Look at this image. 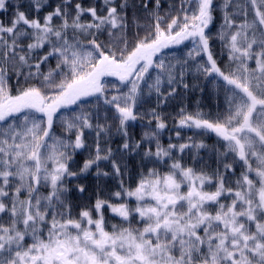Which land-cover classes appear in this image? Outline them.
I'll return each mask as SVG.
<instances>
[{
    "label": "snow or ice",
    "instance_id": "obj_1",
    "mask_svg": "<svg viewBox=\"0 0 264 264\" xmlns=\"http://www.w3.org/2000/svg\"><path fill=\"white\" fill-rule=\"evenodd\" d=\"M151 2L141 0L139 6L154 17V25L143 36L137 32L131 46L125 35L129 0L119 5L103 0L99 12L74 0L54 7L48 0H31L37 15L30 17L17 3L8 23L0 19V264H264V0H222L219 6L223 22L215 38L228 48L229 60L238 62L235 70L221 68L212 52L214 37L206 30L214 20V0H181L170 22L156 11L161 0H154L156 10L149 8ZM46 5L50 10L41 19ZM10 6V0H0V14ZM237 16L243 19L237 22ZM133 24L139 27L138 18ZM104 31L108 42L98 39ZM185 41L193 46L188 58L201 57L197 73L218 77L226 93L227 110L215 118L181 109L179 119L180 127L214 133L223 141L211 169L182 162L186 150L198 154L206 147L192 137L167 147L158 131L135 143L127 139L128 122L137 119L141 83L150 70L166 74L170 85L176 82L175 65L157 57ZM51 59L55 68L44 72L42 65ZM248 60H255V68ZM160 74L149 92L161 94ZM13 76L24 82L15 92ZM105 77L128 88L104 99L115 110L117 131L126 137L119 158L101 146L107 124H94L91 113L58 116L87 98L105 96ZM150 115L157 130L166 128L155 109ZM58 119L63 135L55 131ZM85 129L95 131L94 152L77 172L71 162L87 147ZM141 151L147 164L135 187H125L121 179L120 190L112 194L115 202L98 197L74 213L71 178L93 167L97 176L109 175L99 168L102 160L123 177L124 156ZM77 191L85 188L77 185ZM105 210L119 217L110 228Z\"/></svg>",
    "mask_w": 264,
    "mask_h": 264
},
{
    "label": "trees",
    "instance_id": "obj_2",
    "mask_svg": "<svg viewBox=\"0 0 264 264\" xmlns=\"http://www.w3.org/2000/svg\"><path fill=\"white\" fill-rule=\"evenodd\" d=\"M59 2L60 0H48V3L53 7ZM75 2H80L85 7L94 5L97 7L98 12L101 8H103V0H74V3ZM17 3L19 4L20 10L28 13L30 17L37 15L34 11H32L31 0H10L11 6L9 7L8 12L0 14V19H3L5 23H8L10 18L13 16ZM116 3L119 5L121 0H116ZM140 3L141 0H129L130 6L127 9L128 28L125 35L128 38L130 46L134 43V38L137 32L143 36L145 30L150 29L155 22L154 17L150 14V12L139 6ZM221 3L222 0H214L216 7V10L213 13L214 20L210 25V28L206 31H210L214 37L210 41V44L213 55L219 66L225 70H228L229 67H231L232 70H235L238 62L229 60L228 48L224 47L218 38H215L223 22V13L219 7ZM133 4L135 7H132ZM149 8L151 10H156L154 0L150 3ZM180 9L181 0H161V7L156 11H158L159 16L164 17L166 21L170 22V17L176 15ZM49 10L50 8L46 5L39 14L41 19ZM134 17L138 18L139 27L133 24ZM83 19L87 21L90 17L86 15ZM236 19L237 22H240L243 17L237 16ZM162 26H164L163 22ZM98 39L102 42H108L110 39L108 32L104 31L98 36ZM188 46L189 44L187 43L178 48L174 47L175 49L173 47L171 49H164L161 52L166 53L174 50L176 53L177 60H175L176 62L172 65H175L174 75H176L177 81L171 85L168 82L163 83V85L160 86V95H158L155 90L149 92L148 89V85L154 82V74L152 70H150L151 77L146 76V82L141 83L140 87L142 89V96L135 108L137 119L135 121L128 122L127 125V139L131 142L135 143L137 141H141L146 132H155L157 130L156 121L152 119V116L150 115L153 109L156 110L167 125L165 129L158 130L161 131L159 133L161 144L163 142L165 147H167L169 142L179 143L180 141L176 133L184 130L183 128L178 127L181 109H183L186 113H196L199 111L212 118H215L217 114H222L227 110L228 106L226 102V93L222 87L223 81L218 77L216 80L213 79V77L205 78L203 75L197 73L195 66L196 63L201 60V57L197 56L195 59H189ZM185 60H187V64L184 63ZM171 63H173V61H171ZM55 66L56 60L51 59L49 65H42V69L44 72H47L48 67L55 68ZM181 72H183V83L188 84V88H185L183 83L179 82ZM108 80L115 79L108 77ZM31 82L38 83V81L35 80ZM18 86H24L23 77H21L18 81L17 78L13 76L10 80V87H12L13 92H15ZM173 87L176 89L175 93L173 95H168L169 91ZM113 95H116V93L112 86H106L105 96L87 98L86 100L80 102L79 106H73L67 109V116H63L61 113H58V116L70 119L75 114L80 112L91 113V120L94 124L97 120H99V123L101 124H107L109 126V131L107 134H101V146L111 147L113 153L117 155V158H119L121 146L126 137L117 131V123L113 120L115 110L109 105L104 104V99H111ZM150 120L151 123H149ZM55 131L58 135H63L62 124L59 119L56 121ZM193 132L194 130L189 131V136L192 137V140L197 143L202 142L206 145V147L199 149L198 154L196 149H192L191 151L186 150L182 162L188 166H195L197 168H215L218 156L216 149L223 151L221 148L223 141H220L214 133H204L203 135L199 133L193 135ZM85 139L87 147L79 150L71 162V168L73 171L78 172L82 167L84 160L88 158L89 153L94 152V144L96 141L95 131L86 129ZM144 144H146V142ZM144 144H142V149ZM194 156H196L195 161L193 160ZM141 157L142 151L140 154L124 156V164L122 167L126 166L127 172L123 177L116 176L113 172L111 164L108 161L102 160L99 163V168L102 173L107 172L109 175L104 176L101 174L97 176L96 168L93 167L88 173L71 178L67 182L68 187L71 189L68 193V197L73 205L74 213H78L84 206L94 204L98 197L101 199L110 198L113 202H115L116 198L112 194L120 190L121 179H123L125 187H135V184L139 179V174L143 170V165L147 164V161L142 162ZM148 167H152V165L148 164ZM161 168H163V165H161ZM234 179L235 177H233V181ZM77 185H83L85 191L83 193L78 192ZM104 214L109 228L111 227V224L119 222V217L114 216L109 210H105Z\"/></svg>",
    "mask_w": 264,
    "mask_h": 264
},
{
    "label": "rangeland",
    "instance_id": "obj_3",
    "mask_svg": "<svg viewBox=\"0 0 264 264\" xmlns=\"http://www.w3.org/2000/svg\"><path fill=\"white\" fill-rule=\"evenodd\" d=\"M189 44V46H188V49H189V51L191 50V48L193 47L192 46V44L189 42V41H185L184 42V44ZM184 44H181V45H178V46H172L173 48L174 47H181L182 45H184ZM172 47H170V48H168V49H171ZM175 49V48H174ZM158 59H163L164 60V62H165V64H174L176 61L175 60H177V56H176V53L174 52V50L173 51H169V52H164V53H160L159 54V56L157 57ZM171 61H173V63H171ZM246 63H247V65H248V67L249 68H255V60H248V61H246ZM152 72H153V74H154V81H155V79H156V76L158 75V74H160L159 72H158V70H152ZM161 75V78H162V83H161V85H163V83H167V75L166 74H160ZM151 77V76H150ZM110 78H112V79H115V80H108V77H105L104 78V81H105V84H106V86H109V85H111L112 86V88L114 89V91H115V93H116V95H120L121 93H124V92H127V90H128V88L125 86V85H122L115 77H110ZM215 80H216V78H215ZM154 83V82H153ZM160 85V86H161ZM165 85V84H164ZM67 111V109H62L61 110V115H65V116H67L68 115V113L66 112ZM178 127L179 128H183L184 130H182V131H178L179 133H180V136H179V139H180V141L179 142H188V138L190 137L189 136V131L190 130H194V132H193V135H196V134H199V130H196V129H190V128H187V127H180L179 125H178ZM188 129V130H187ZM86 130V129H85ZM156 131H158V130H156ZM161 131H158V134L160 133ZM206 134H210V132H206ZM162 137V136H161ZM159 140H160V138H159ZM146 143H147V141H145ZM144 142V143H145ZM161 142V141H160ZM162 145H163V142H162ZM164 146V145H163ZM132 203H134V201L132 202Z\"/></svg>",
    "mask_w": 264,
    "mask_h": 264
}]
</instances>
